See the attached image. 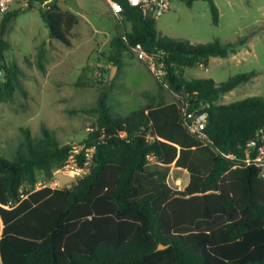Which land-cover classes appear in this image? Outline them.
<instances>
[{"label":"trees","instance_id":"obj_1","mask_svg":"<svg viewBox=\"0 0 264 264\" xmlns=\"http://www.w3.org/2000/svg\"><path fill=\"white\" fill-rule=\"evenodd\" d=\"M45 1L30 0L29 8L38 2L49 38L70 47L76 16L57 0ZM208 1L217 25L218 9ZM118 2L130 30L110 40V66L119 67L136 44L149 54L164 52L165 80L178 99L164 103L161 96L145 94L143 106L122 116L101 93L94 106L70 110L97 115L95 128L79 143L96 145L89 174L70 187L28 192L23 200L25 186L50 179L74 145L61 144L44 125L37 138L20 128L18 143L0 152L1 264H264V180L257 169L242 165L245 144L264 130V96L218 103L257 73L222 83L183 77L187 69L207 67L211 58L235 55L249 36L192 44L161 35L155 20L126 0ZM14 16L0 17V103L10 102L16 90L28 95L3 61L8 45L2 37ZM45 60L43 43L36 63L41 72ZM92 83L81 79L74 86ZM185 96L194 108L205 106L204 133L211 145L185 129L178 104ZM228 154L234 159L224 157ZM148 155L157 163L149 164ZM171 164L187 171L182 190L166 183ZM160 245L167 248L158 250Z\"/></svg>","mask_w":264,"mask_h":264},{"label":"rangeland","instance_id":"obj_2","mask_svg":"<svg viewBox=\"0 0 264 264\" xmlns=\"http://www.w3.org/2000/svg\"><path fill=\"white\" fill-rule=\"evenodd\" d=\"M212 1L219 12L217 25L212 22L208 0H195L190 6L186 0H171L169 11L156 20L157 31L192 44L249 36L247 44L235 55L211 58L207 67L187 69L183 77L222 83L235 75L255 71L257 76L251 82L238 86L219 102L231 104L249 97H263L264 0ZM57 3L77 18L78 23L70 34V47L49 38L41 16L43 8L38 2H32L31 8L27 0L11 6L15 16L2 37L8 45L3 61L9 72H16L28 95L25 98L16 90L10 102L0 103V152L7 145L18 143L20 128L29 129L37 138L42 125L52 130L61 144L79 145L91 128H95L97 115L70 110L94 106L101 93L107 94L108 105L122 116L143 106L147 101L145 94L161 96L164 103L177 101L167 81L164 79V85H160L133 52L123 56L119 67L114 66L116 70L109 80L112 67L106 57L110 40L116 34L129 31L130 25L112 17L104 0H57ZM43 43L46 60L45 71L41 72L36 63L38 47ZM1 72L0 81H3L4 72ZM81 79L97 83L88 88L74 86ZM58 177L61 188L74 183L61 175ZM178 179L180 185L175 184ZM167 181L171 188L182 190L188 174L174 169Z\"/></svg>","mask_w":264,"mask_h":264},{"label":"built area","instance_id":"obj_3","mask_svg":"<svg viewBox=\"0 0 264 264\" xmlns=\"http://www.w3.org/2000/svg\"><path fill=\"white\" fill-rule=\"evenodd\" d=\"M17 1L20 0H0V17L11 12L12 4ZM51 1L52 0H47L44 4L46 5ZM104 1L108 5L111 16L122 19L123 8L118 0ZM126 2L130 6L139 9L143 17L156 21L160 16L169 11L171 0H126ZM26 4L27 3H25L24 7L27 6ZM132 52L135 57L148 68L158 83L164 85L166 70L162 57L165 56V53L157 52L149 54L140 44H136L132 48ZM1 75L2 72L0 71V76ZM176 97L178 99V96ZM178 104L182 123L187 132L203 144L211 145V142L204 133L208 117L207 112L204 111L205 106L202 105L200 108H194L193 105L187 101L186 96L184 98H179ZM92 131L93 128H91L90 132ZM95 152L96 145H75L67 161L53 173L50 179L38 180L34 187L25 186L24 190L20 192V199H25L27 193L32 191H39L46 188L51 190L61 189L59 175L68 178L72 182L86 176L89 174L90 168L94 164L93 157ZM224 157L231 160L234 159V156L230 154L224 155ZM147 162L149 164L157 163L153 155L147 156ZM242 165L244 167L252 166L257 169L260 178L264 180V130L258 131L255 138L249 140L245 144L243 148Z\"/></svg>","mask_w":264,"mask_h":264},{"label":"crops","instance_id":"obj_4","mask_svg":"<svg viewBox=\"0 0 264 264\" xmlns=\"http://www.w3.org/2000/svg\"><path fill=\"white\" fill-rule=\"evenodd\" d=\"M111 14V13H110ZM231 93V92H230ZM218 103L219 104H222V103H220L219 101H218ZM150 164H153V163H150ZM170 169H171V171H170ZM174 169H176V170H182V169H180V168H176L175 166H174V164H171L169 167H168V172H167V177H166V183L168 184V181H167V179H169V177H171V173H172V170H174ZM183 171H185V172H187L186 170H183ZM187 183H188V181H187ZM175 184L176 185H180V180L178 179V180H176L175 181ZM169 185V184H168ZM187 185V184H186ZM185 185V186H186ZM170 186V185H169ZM184 186V187H185ZM173 189V188H172ZM173 190H175V189H173ZM181 190V189H180ZM179 191V190H178ZM0 264H1V260H0Z\"/></svg>","mask_w":264,"mask_h":264},{"label":"water","instance_id":"obj_5","mask_svg":"<svg viewBox=\"0 0 264 264\" xmlns=\"http://www.w3.org/2000/svg\"><path fill=\"white\" fill-rule=\"evenodd\" d=\"M116 70V67H112V70H111V72H110V75H109V80H111L112 78H113V74H114V71ZM92 84H94V82L92 83ZM99 85H102L103 84V82H99L98 83ZM167 248V246H162V245H160L159 247H158V250H164V249H166Z\"/></svg>","mask_w":264,"mask_h":264}]
</instances>
